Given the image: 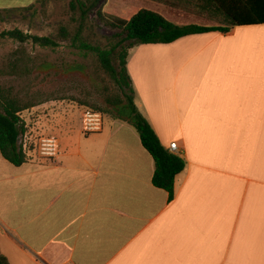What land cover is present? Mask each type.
Instances as JSON below:
<instances>
[{
  "label": "crops",
  "instance_id": "1",
  "mask_svg": "<svg viewBox=\"0 0 264 264\" xmlns=\"http://www.w3.org/2000/svg\"><path fill=\"white\" fill-rule=\"evenodd\" d=\"M114 1L194 22L184 0ZM226 25L128 52L137 110L185 161L171 200L129 124L106 119L85 134L62 103L23 111V136L56 137L58 152L29 151L18 167L0 154L9 264H264V24Z\"/></svg>",
  "mask_w": 264,
  "mask_h": 264
},
{
  "label": "trees",
  "instance_id": "2",
  "mask_svg": "<svg viewBox=\"0 0 264 264\" xmlns=\"http://www.w3.org/2000/svg\"><path fill=\"white\" fill-rule=\"evenodd\" d=\"M48 0H38L26 8L0 9V22H5L7 16L21 15L31 11L35 5H43ZM218 8L232 22V26H250L264 24V0H213ZM103 0H69L72 12H78L77 25L70 30L61 26L55 37L33 36L17 29L5 31L0 37L15 41L21 45L30 43L42 49H56L59 43L67 42L69 47L78 51L84 57L92 60L94 73L102 74L109 80L103 88L105 109L95 107V112L112 116L132 126L138 133L143 148L154 161L152 184L154 187L168 193L172 199L174 180L185 168V161L176 154L170 153L160 143L153 129L137 110L134 104V90L127 72L128 52L141 45H167L187 36L205 33H229L226 27H202L198 25H176L161 15L150 10H137L126 17H111L106 24L118 32L106 40L105 44L92 43L87 33L91 30L88 16L93 10L104 19L99 11ZM9 62L11 76L22 78L28 71L19 67L22 57L13 55ZM77 70L84 67L75 64ZM102 78V79H103ZM101 79V80H102ZM13 88L0 86V154L10 164L18 167L26 161V155L19 144L25 133V125L20 113L34 106L35 103L24 101ZM82 104V103H81ZM0 264H9L0 254Z\"/></svg>",
  "mask_w": 264,
  "mask_h": 264
},
{
  "label": "rangeland",
  "instance_id": "3",
  "mask_svg": "<svg viewBox=\"0 0 264 264\" xmlns=\"http://www.w3.org/2000/svg\"><path fill=\"white\" fill-rule=\"evenodd\" d=\"M35 2L36 0H0V9L26 8ZM68 3L69 0H48L21 15L7 16L5 22H0V35L5 31L17 29L33 36L55 37L61 26L72 30L77 25V21L73 20L79 19L80 14L72 12ZM180 8L193 15L194 22L189 19L191 24L227 26L226 24L230 23V19L213 0H184ZM99 11L104 19L97 17V10L90 12L88 23L91 25V31L87 36L92 43L105 44L107 39L118 32L106 24L107 20L111 17L126 18L130 16V11L114 0H103ZM16 54L22 57L23 63L19 67L28 71L21 79L12 77L8 68L10 60ZM75 64L83 66L84 69H71ZM102 78V74L94 73L91 58L84 57L77 50L70 48L67 42L61 41L59 47L52 50L42 49L30 43L21 45L0 37V86L4 89L13 88L24 101L36 105L62 103L67 109L72 108L73 112H77L83 124V114L87 110L93 111L95 107L106 108L103 88L109 84V80ZM20 115L25 118L27 114L22 112ZM101 117L103 122L113 119L107 114H101ZM27 135L20 138L19 144L22 146V143H25L23 145L26 146V157L29 151L37 155L40 141L45 138H31V135Z\"/></svg>",
  "mask_w": 264,
  "mask_h": 264
},
{
  "label": "built area",
  "instance_id": "4",
  "mask_svg": "<svg viewBox=\"0 0 264 264\" xmlns=\"http://www.w3.org/2000/svg\"><path fill=\"white\" fill-rule=\"evenodd\" d=\"M102 117L100 113L87 110L83 114V131L85 134L97 133L102 129ZM22 142V141H21ZM22 143L23 152L25 153L26 146ZM168 151L172 154L178 152L176 143H171L168 147ZM40 158L52 159L58 152V141L55 137L41 139L40 148L37 151ZM26 154V153H25Z\"/></svg>",
  "mask_w": 264,
  "mask_h": 264
}]
</instances>
